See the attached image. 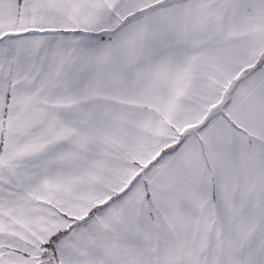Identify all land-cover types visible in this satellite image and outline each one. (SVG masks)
Listing matches in <instances>:
<instances>
[{"label":"snow or ice","instance_id":"snow-or-ice-1","mask_svg":"<svg viewBox=\"0 0 264 264\" xmlns=\"http://www.w3.org/2000/svg\"><path fill=\"white\" fill-rule=\"evenodd\" d=\"M0 264H264V0H0Z\"/></svg>","mask_w":264,"mask_h":264}]
</instances>
